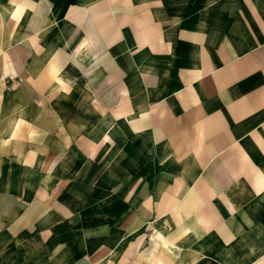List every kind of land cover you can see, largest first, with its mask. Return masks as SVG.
Instances as JSON below:
<instances>
[{
  "label": "crops",
  "instance_id": "crops-1",
  "mask_svg": "<svg viewBox=\"0 0 264 264\" xmlns=\"http://www.w3.org/2000/svg\"><path fill=\"white\" fill-rule=\"evenodd\" d=\"M0 264H264V0H0Z\"/></svg>",
  "mask_w": 264,
  "mask_h": 264
}]
</instances>
